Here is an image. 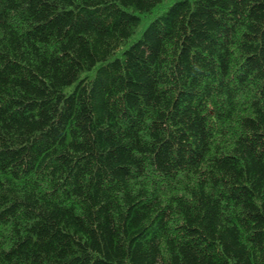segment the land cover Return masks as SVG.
I'll use <instances>...</instances> for the list:
<instances>
[{
  "label": "trees",
  "instance_id": "16d2710c",
  "mask_svg": "<svg viewBox=\"0 0 264 264\" xmlns=\"http://www.w3.org/2000/svg\"><path fill=\"white\" fill-rule=\"evenodd\" d=\"M0 264H264V0H0Z\"/></svg>",
  "mask_w": 264,
  "mask_h": 264
}]
</instances>
